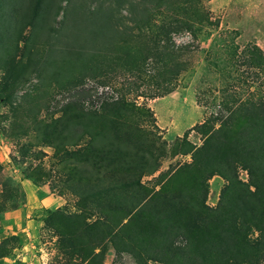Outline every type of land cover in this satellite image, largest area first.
I'll use <instances>...</instances> for the list:
<instances>
[{
  "label": "trees",
  "instance_id": "16d2710c",
  "mask_svg": "<svg viewBox=\"0 0 264 264\" xmlns=\"http://www.w3.org/2000/svg\"><path fill=\"white\" fill-rule=\"evenodd\" d=\"M203 1L210 0H128L133 27L125 30L114 29L109 19L101 24L80 20L66 44V67L52 72L67 83L72 99L63 116L44 124V134L37 137L54 149L61 192L77 198V213L49 212L46 224L64 242L99 251V264L110 249L116 262L127 254L136 264L264 261V98L241 100L223 91L213 114L193 129L200 145L189 140L190 132L172 146L161 141L142 126L154 118L152 110L134 101L107 102L101 111H86L82 105L92 97L85 82L108 78L117 68L137 74L150 70L149 78L160 88L179 78L188 64L173 36L196 35L211 23ZM58 10L57 0H0V70L6 51L11 74L19 76L25 68L16 62L22 42L18 23L21 29L40 23L32 32L40 45L42 32H55L47 26ZM18 17L9 36V23ZM245 58L249 67L264 72V52L258 46H250ZM28 152L21 150L23 159ZM176 156L191 161L161 171L162 160ZM240 168L249 173L248 183L239 179ZM24 174L38 187L52 178L37 165ZM217 176L227 186L211 208L209 182ZM147 177L154 182L146 183ZM23 196L11 190L12 205L5 209L22 204ZM8 243L0 244V259L10 255Z\"/></svg>",
  "mask_w": 264,
  "mask_h": 264
},
{
  "label": "rangeland",
  "instance_id": "374dc122",
  "mask_svg": "<svg viewBox=\"0 0 264 264\" xmlns=\"http://www.w3.org/2000/svg\"><path fill=\"white\" fill-rule=\"evenodd\" d=\"M127 1L57 0L59 10L53 13L56 19L47 26L55 32H42L45 35L42 34L40 45L33 40L35 35L34 38L32 36L33 29L36 28V33L40 23L26 29H21L18 23L22 42L16 62L25 67L19 76L9 71L7 51L2 54L0 244L8 240L7 248L11 253L0 259V264H99V251L64 242L56 230L46 224L49 212L64 210L68 214L77 213V198L62 194L60 178L56 173L58 158L54 149L47 147L37 136L44 134L40 129L44 124L54 117L63 116V108L72 99L73 93L66 88L67 83L60 77L54 78L52 72L66 67V44L69 36L75 34L73 26L80 20L101 24L109 19L114 29L133 27ZM202 4L211 23H205L196 35L186 32L173 36L175 46H183L181 54L188 69L172 83L160 88L155 84L157 81L149 78L150 70L146 74H137L119 68L108 78H89L85 82L86 87L111 88L119 101L125 98L150 108L154 118L146 120L142 126L155 132L157 138L169 146L188 132L191 142L196 145L202 143L200 135L193 129L213 114L223 91L241 100L264 98V72L254 70L245 63V52L250 46H258L264 52V0H210ZM19 19L9 23V36L16 29L15 21ZM134 33L137 34V31ZM233 52L237 53L236 56ZM55 61L61 64L57 66ZM171 87L174 91L164 94ZM91 101L83 102L86 111H101L106 104L95 109L89 103ZM23 149L29 150L25 159L21 154ZM188 161H191L190 156L165 158L161 171ZM30 165L44 168L52 178L41 187L36 186L24 174ZM238 176L242 182L248 183L249 173L245 169L240 168ZM152 179L147 177L144 181L150 184L154 182ZM209 185L207 205L216 208L227 182L217 176L210 180ZM13 189L24 195V201L16 204L15 208L5 209L12 205V201L8 200ZM96 218L98 216L92 221ZM258 235L256 233L254 238ZM87 252L90 253L89 258ZM102 264H136V261L126 254L116 262V252L110 249L104 254ZM150 264L160 263L153 261ZM259 264H264V261Z\"/></svg>",
  "mask_w": 264,
  "mask_h": 264
},
{
  "label": "built area",
  "instance_id": "2783aa9c",
  "mask_svg": "<svg viewBox=\"0 0 264 264\" xmlns=\"http://www.w3.org/2000/svg\"><path fill=\"white\" fill-rule=\"evenodd\" d=\"M92 89V97L90 100H93L89 103H91V106L95 109L101 108L105 103L107 102H116L118 101V96L114 93L113 90L109 87H96L92 86L87 87ZM96 95H98L96 97Z\"/></svg>",
  "mask_w": 264,
  "mask_h": 264
}]
</instances>
